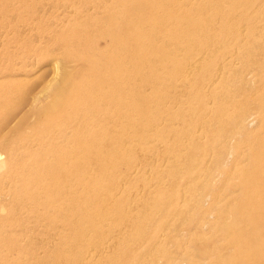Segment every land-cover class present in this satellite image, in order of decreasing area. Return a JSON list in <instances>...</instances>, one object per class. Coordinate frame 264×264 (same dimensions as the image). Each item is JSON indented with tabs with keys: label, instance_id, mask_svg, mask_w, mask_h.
Listing matches in <instances>:
<instances>
[{
	"label": "rangeland",
	"instance_id": "rangeland-1",
	"mask_svg": "<svg viewBox=\"0 0 264 264\" xmlns=\"http://www.w3.org/2000/svg\"><path fill=\"white\" fill-rule=\"evenodd\" d=\"M134 1L0 0V205L44 202L54 191L60 170L50 171L52 162L43 160L62 144L58 132L48 134L42 114L60 104L57 91L68 74L87 72L90 57L93 68L106 62L113 71L123 70L119 85L110 72V78L76 89L81 100L90 97L98 129L87 130L90 121L78 118L68 130L74 143H87V157L100 160L87 165L86 177L76 172L72 196L79 200L95 191L94 206L108 203L118 220L110 258L91 264H127L126 253L132 264H196L188 253L219 238L221 217L233 223L230 216L245 205L249 185L242 173L254 172L246 148L250 135L237 123L248 103L247 50L264 30V0H139L132 18L140 35L114 59L109 22ZM147 24L156 27L151 38L141 32ZM251 88L249 104L261 96ZM84 107L79 103L67 113ZM256 116L250 131L258 136ZM33 129L42 132V142ZM20 134L26 136L22 142ZM249 145L264 150L254 139ZM230 190L236 193L217 199ZM48 210L27 219L45 220ZM7 211H0V241L6 243L0 264H58L61 231L49 241L42 230L20 235L14 225L22 216ZM226 245L216 243L219 251Z\"/></svg>",
	"mask_w": 264,
	"mask_h": 264
},
{
	"label": "bare ground",
	"instance_id": "bare-ground-1",
	"mask_svg": "<svg viewBox=\"0 0 264 264\" xmlns=\"http://www.w3.org/2000/svg\"><path fill=\"white\" fill-rule=\"evenodd\" d=\"M158 4L159 5H156L158 7L163 5V3L159 2ZM137 5H139V0L130 3L129 7L121 8L114 19L109 22L111 24V28L109 29L111 43L109 56L114 59H119L118 52L124 51L128 45L140 35V33H138L139 26L132 18L134 12H137ZM149 15H151V13L147 14L146 19L149 18ZM154 29H156L155 26L147 24L141 31L143 33L142 35L151 38V35L155 31ZM249 42V49L247 50L248 57L245 65V78L243 79L244 90H248V103L244 110L238 111L239 121H237L239 124L237 123V126L238 129L244 130L248 137L250 135L249 143L254 139L257 144L256 146L264 149V30ZM91 60L90 57L86 60L87 72L83 74H68L66 76V85L63 89L57 91L60 104L57 107H53V109H47L42 114H47L45 118L48 123L46 125L48 134L52 135L58 132V137L56 135V138L59 139L61 141L60 144H62L61 149H55L50 152V154L48 153L43 160L45 161L47 159L46 161H51L54 164V166L51 167L52 163L50 162V166H47L51 169H49L50 171L57 172L60 170L59 179L55 182L54 191L46 197L47 200L44 202L27 199L24 201V199H19L16 200L12 208L0 205L1 212L8 210L10 216H22L14 225V229H19L14 230V232L20 235H24L27 231L38 232L42 230L41 235L45 236L46 240L49 241L50 239H54L58 230L61 231L63 247L56 253V257L59 258L58 264H91L103 258L104 255L110 258L112 245L116 240H119L116 238L118 235V223H116L118 221L117 216L115 212H111L108 208V203L103 205L104 207L100 203L94 206L97 200L92 198L95 197V191H91L88 195L87 192H84V196L79 200H76L71 194V189L73 185H75L73 182L75 178L77 179L76 172H80L82 176L86 177L87 165L90 163H100V160L96 157H87V143H85L86 146L82 144L83 140H78L77 143H74L71 134H68V130H71V128L73 129L72 125L78 118H87L90 121L87 130L98 129V125L96 124L98 117L92 118L91 116L95 112L89 110L92 109L88 102L90 97L87 96L85 100H81V95H77L75 91L78 88L84 90L95 78H110V76H108L110 72H113L112 77L115 84L121 81L123 76L122 69L119 68V70L113 71V66H110L106 62L96 65L95 68H93L91 66L93 60ZM191 66H193V64ZM234 72L235 70L233 73ZM253 74H255L257 78L254 79L257 80L256 85L261 86L260 90L255 88L256 85H254V80L252 79ZM249 87H254V91L257 90L261 93V96L254 98L250 104ZM252 89L253 88H251L250 91ZM84 94H87V92ZM116 98L119 100L120 95H117ZM67 100L71 101L66 102ZM79 103L85 105L86 108L84 107L80 111L73 113L69 111L70 114L67 113V110L73 109V107L77 106ZM96 104L102 107L103 101H96ZM251 106H254V108ZM249 112L251 114H249ZM252 113L257 115L255 121H259L261 131L258 136L252 135L250 131V126H252V122H254L252 121ZM83 130L84 129L77 131V135ZM83 132L85 133L86 131ZM32 133L35 134L38 142L43 141V137L41 136L42 132L33 129ZM18 139L21 142L25 140V134H20ZM9 142V139H5L1 144L6 147ZM249 143H247L246 148L247 152L252 156V160L251 156L250 160L253 165L252 171L254 172L246 170L242 173L244 178L249 177V185L244 188L245 205L233 211L232 216L229 215L230 218L234 219L231 225L226 222L228 216L221 217L219 226L215 230V232L218 233L217 237H219L217 240L213 241L211 245L206 244L202 249L188 253V257L196 262V264H203L205 259H211L213 264H264V150L260 152L256 151L254 150L255 145L251 146ZM40 158H42V155H40L39 159ZM44 163L45 162H43V164ZM4 166L5 162L0 160V168ZM100 166L102 167L103 164H100ZM235 193L236 191L233 190L225 191L223 194L221 192L217 194V199L220 197H222V199H227ZM201 198L203 199V196H201ZM200 201L203 200L200 199ZM200 201L197 202L200 203ZM45 209H52V211L48 210V213H45L48 216L47 219L38 221H33V218L27 219L31 215L39 217L37 214L40 215L41 211H45ZM22 213H24V215ZM23 217L26 218V221ZM247 226L249 230L244 232ZM126 230H131V228L128 227ZM243 232L244 234H242ZM121 235L124 236L123 234ZM223 241L227 243L226 248L219 251L216 243ZM74 247H76V250L72 251ZM119 247L121 248L120 244ZM4 248H6V243L1 240L0 259L4 258ZM224 250L228 251L229 259H226L223 253ZM60 256H62V258ZM130 257L131 256L129 254L127 255V253L122 256L123 260L127 261V264H132L129 259ZM1 262L3 261L1 260ZM173 262L174 261L171 260L168 264H174Z\"/></svg>",
	"mask_w": 264,
	"mask_h": 264
}]
</instances>
